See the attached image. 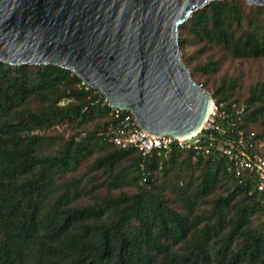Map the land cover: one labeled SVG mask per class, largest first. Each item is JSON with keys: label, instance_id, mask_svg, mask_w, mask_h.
I'll list each match as a JSON object with an SVG mask.
<instances>
[{"label": "trees", "instance_id": "1", "mask_svg": "<svg viewBox=\"0 0 264 264\" xmlns=\"http://www.w3.org/2000/svg\"><path fill=\"white\" fill-rule=\"evenodd\" d=\"M179 46L188 70L194 47L264 59V7L212 1L180 27ZM217 64L209 59L193 71L207 76ZM231 90L222 83L212 91L218 131H202L264 157V79L241 102L230 100ZM57 126L78 131L60 141L44 134ZM123 126L137 127L132 114L112 109L70 71L0 62V264H264V191L255 168L211 141L197 150L174 142L168 153L143 156L115 144L113 131ZM81 166L104 174L99 187L116 193L81 186L70 176ZM83 196L90 202L77 203Z\"/></svg>", "mask_w": 264, "mask_h": 264}, {"label": "water", "instance_id": "2", "mask_svg": "<svg viewBox=\"0 0 264 264\" xmlns=\"http://www.w3.org/2000/svg\"><path fill=\"white\" fill-rule=\"evenodd\" d=\"M206 1L0 0V62L70 71L151 136L180 140L201 128L183 142L229 146L202 131L213 102L178 47L179 27L217 0Z\"/></svg>", "mask_w": 264, "mask_h": 264}, {"label": "rangeland", "instance_id": "3", "mask_svg": "<svg viewBox=\"0 0 264 264\" xmlns=\"http://www.w3.org/2000/svg\"><path fill=\"white\" fill-rule=\"evenodd\" d=\"M249 6H254V5H249ZM255 7H264V6H255ZM180 27H179V30H180ZM179 30H178V47L180 49V54L182 57L181 47L179 46ZM198 50L199 49L197 47H194L189 53H187L188 56L190 53H192L193 56L196 58V60L192 61L191 65L189 66L190 67L189 72L191 75H194L193 77L197 81L199 80L205 83L207 91L206 90L204 91H206L209 94L210 98L212 95V91L215 88L219 87L222 83H225L226 87L233 88V90H231L230 92V96H231L230 100L238 98L239 102H241L247 97L250 87L256 82L264 79V59L236 60V59L227 57L223 52L219 50H209L205 54H200ZM209 59L217 61L218 63L217 65L219 68L216 73L203 76L193 71V68L195 66L199 64H203L207 62ZM27 66H36V65H27ZM39 66H43V65H39ZM261 120H264V118H262ZM261 120L255 123L254 130L257 131V130L263 129V124H261ZM92 126H93L92 124H89L88 128L91 129ZM206 127L207 125L204 124L203 129ZM77 131L78 130L72 126H57L49 131H45L44 134L46 136L56 138L57 141H60L62 139L68 138L72 134H75ZM53 147L55 146L49 145L48 149H51ZM260 150L264 152V141H260ZM95 156L96 154L93 155V157ZM86 168H89V166L87 167L81 166V168L76 173L70 176L77 177L80 181V185L86 188L91 187V185H96L97 186L96 189H92L95 191L96 194L105 195L106 193H116V191L108 190L104 186L99 187V185L102 184L104 180V177H105L104 174L96 173L95 175H90L86 172ZM70 176L68 175L66 177L69 178ZM176 176L182 177L183 170L178 169L176 171ZM189 176H191V179L193 182L195 180L196 172L194 170L190 171ZM120 190H125V191L130 192V191H133V188L125 187V189L123 188ZM222 192H223V189L220 187L212 196H210V199L218 194H221ZM76 202L79 204H86L90 202V200H89V197L83 196L77 199ZM204 208H206V206Z\"/></svg>", "mask_w": 264, "mask_h": 264}, {"label": "built area", "instance_id": "4", "mask_svg": "<svg viewBox=\"0 0 264 264\" xmlns=\"http://www.w3.org/2000/svg\"><path fill=\"white\" fill-rule=\"evenodd\" d=\"M216 108L212 104L211 114H209L204 122L207 125L205 129H214L218 131L217 127L213 126V116ZM203 124V127H204ZM204 132V131H203ZM208 134V133H207ZM114 142L120 148H134L137 149L143 156L151 155L153 152L168 153L171 150V145L177 142V145L181 148H193L195 150L202 148L199 146V142L193 144H186L181 140H176L171 137H156L151 136L147 132L141 130L138 127L126 129V126L117 128L113 131ZM204 141V140H203ZM228 148L223 150V154L230 156L232 151L238 152L242 158L239 160L240 166L248 169L255 168L258 178V190L264 191V157L260 156H248L241 148L243 144L238 141L235 146L229 145Z\"/></svg>", "mask_w": 264, "mask_h": 264}, {"label": "bare ground", "instance_id": "5", "mask_svg": "<svg viewBox=\"0 0 264 264\" xmlns=\"http://www.w3.org/2000/svg\"><path fill=\"white\" fill-rule=\"evenodd\" d=\"M209 1H211V0H207L205 3L209 2ZM194 9H196V8H194ZM211 110H212V104H210V106H209V108H208V111H207V114H206V118H207V116H208L209 114H211ZM206 118H205V120H206ZM205 120H204V121H205ZM200 130H201V128H200L199 130H197L196 132H194V133H193L192 135H190L189 137H186V138H180V140L183 141V140L191 139V138H193L194 136H196Z\"/></svg>", "mask_w": 264, "mask_h": 264}]
</instances>
